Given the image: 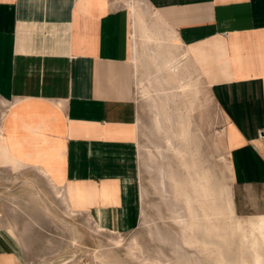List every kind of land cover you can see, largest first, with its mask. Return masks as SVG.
Instances as JSON below:
<instances>
[{"label": "crops", "instance_id": "obj_1", "mask_svg": "<svg viewBox=\"0 0 264 264\" xmlns=\"http://www.w3.org/2000/svg\"><path fill=\"white\" fill-rule=\"evenodd\" d=\"M127 1L0 0V140L18 163L0 164V178L16 174L35 193L53 183L71 209L108 231L118 221L119 232L134 226L140 210L137 34ZM141 3L177 36L179 61L201 73L223 121L235 217L256 222L261 244L248 233L264 248V0ZM199 84L189 78L176 91L190 143ZM12 199L27 196L18 190ZM26 232L19 222L0 224V264H37Z\"/></svg>", "mask_w": 264, "mask_h": 264}, {"label": "rangeland", "instance_id": "obj_2", "mask_svg": "<svg viewBox=\"0 0 264 264\" xmlns=\"http://www.w3.org/2000/svg\"><path fill=\"white\" fill-rule=\"evenodd\" d=\"M139 4L142 9L148 10L145 14L147 21L155 22L153 12L141 0ZM186 74L190 79L199 77L200 81L199 105L189 113V135L194 143L188 141L186 144L179 135L170 136L174 149H168L165 137L169 131L170 135L171 130H178L175 123L177 116L185 113L184 100L179 91L174 90V101L170 100L167 104L174 118L173 123L170 125L160 120L162 128L156 130L154 118L157 112L151 97L158 101V96L162 97L161 91L153 88L155 92L149 86L141 66L138 65V72L135 73L140 210L137 222L129 230L119 232L121 224L117 221L116 230L108 231L103 226L99 228L101 225L96 224L88 213L79 212L73 207L74 211L68 212L47 184L38 185L37 188L41 190L35 193L34 189L31 188V191L29 185L23 183L24 178L17 183L19 179L16 174L0 178V224L19 222L21 228L27 229L25 236L31 244L29 255L37 256V264H239L241 259L251 262L255 254L260 264H264V248L257 247L252 234L244 242L238 236L231 235L235 218H232L234 211L229 193L231 174L223 141V121L201 73H194L188 65ZM144 87L148 92L142 91ZM5 109L0 104V118ZM172 126L173 129H170ZM183 150L187 151L186 156ZM1 160L0 156V164L10 163ZM186 164L197 167L190 170ZM203 174L213 181L214 190L220 191L217 201L201 198L199 188H193V180H198V176ZM181 188L190 197L189 205L182 196ZM18 190L27 196L26 201L20 204L12 199ZM136 204L138 209V199ZM18 205L26 215H18ZM183 221L189 225L195 224L200 230L198 239L189 245L187 242L192 240L190 228L194 226H184ZM240 224L245 230L254 231L258 241L260 234L256 222L240 220ZM206 230L210 231V238L204 236ZM114 241L120 243L116 245ZM250 241L255 244V250L250 249ZM258 242L261 244V241ZM132 243L137 244L134 249L130 247Z\"/></svg>", "mask_w": 264, "mask_h": 264}, {"label": "bare ground", "instance_id": "obj_3", "mask_svg": "<svg viewBox=\"0 0 264 264\" xmlns=\"http://www.w3.org/2000/svg\"><path fill=\"white\" fill-rule=\"evenodd\" d=\"M128 4L132 10L134 32L137 34V36H134V43H133V44H135V47H134L135 48L134 51H135V55H136V57H135L136 64L135 65L136 66L139 65L144 69L146 80L150 84L149 86H152L151 87L152 89L153 88L159 89V91H161L160 93L162 94V97H160L161 95L158 96V98H157L158 101L154 97L149 96V97H151V101L154 104V107H155L156 112H157V115H155V118H154V126L157 128L156 130H159L162 128V125H161L162 121H160V120H163L164 122H167L170 125L173 123L172 122V120L174 119L173 115L169 112L168 107H167L168 102H170L171 97H173V94L170 93L169 91H170L171 87H175L176 91L179 90L180 86L186 80L189 79L187 77V74H186L187 66L189 65L187 62V59H186L187 53H186V51H183L181 54V56L183 58L186 56L184 58V59H186V61L184 63L179 61L181 58L179 59V55L175 54L173 51V48H177L175 45L176 44L175 39L177 36H174V32L164 23V21L157 14L155 16V22L149 23L147 21V19L145 18V14L148 10L141 8V6L139 4V0H129ZM140 80L138 81L139 83H141ZM142 91L146 92L147 90L144 87L142 89ZM154 91L156 92V90H154ZM150 93H148V94L150 95ZM151 95H152V93H151ZM175 124L178 126V130L176 132H173L171 130L170 135H169L170 131H169V133L166 132V133H168L167 137H165L167 145H168L166 147H168V149L170 147H171V149L172 148L174 149V145L171 141L170 136L172 137L175 135H179V137H181L183 140L186 141V144L188 142L186 139L187 130H186V125H185L184 121H182V120L178 121L176 119ZM173 126H172V128L170 127V129H173ZM167 128H168V126H167ZM0 138H1V134H0ZM175 150L178 151L177 149H175ZM186 152L187 151L183 152L184 156H186ZM0 156H1L2 161H4V162H7V163L13 162L15 165L18 164V163H16L17 161L14 162L8 156L7 151L5 150V148L3 146H0ZM186 167L187 168L189 167L190 170H192V169H195L197 166L195 164H193V165H187L186 164ZM41 172L43 173L42 170H41ZM198 178H199L198 180L194 179L192 183H193V188L195 190L197 188H199L198 193L200 194L201 198L203 197V198H206L208 200L212 199V200L217 201L218 195L221 193H220V191L216 192L214 190L215 187L214 188L212 187L213 182H211L208 175L207 174L199 175ZM174 179H176V178H174ZM49 184H50L51 188L54 190L55 196L62 203H64L66 210L70 213L73 212L74 210H72L69 207V204L67 202V198H66L62 188L58 187L57 185H55L53 183H49ZM181 190L183 193L182 196H185L186 200L188 201V205H189L190 197L187 194V191L184 188H181ZM219 190H221V189H219ZM225 199L227 200L226 197H225ZM185 201H184V203H185ZM190 206H191V204H190ZM208 211H210V210H208ZM216 215H218V214H216ZM232 218H235V221H233V227L231 229V235L238 236L241 242H244V240H248L249 234H251V233H248V231H246V230H244V228H242V226L240 224V220L237 217H235V214H233ZM183 222L185 223V221H183ZM184 226H188V227L194 226V228H190L192 230V240L190 242L186 241L189 245V244L193 243L194 240L198 239V234L200 233V230H199V228L195 227L196 226L195 224H192V223L190 225L188 223H185ZM111 233H113V232H111ZM204 236L205 237L209 236V238H210L211 237L210 231L206 230V232L204 233ZM262 236L264 238V234ZM250 237H251V235H250ZM206 239H208V238H206ZM114 243L116 245H118L120 243V241H118V242L114 241ZM250 243H251V241H250ZM252 243L250 244L249 247L251 250H253V249L255 250V248H253V245L255 247V244H252ZM136 245H137L136 243H132L130 245V247L132 249H134V247ZM263 246H264V241H263ZM250 256H252V255H250ZM239 264H260V260L258 259V255L255 254L253 256L251 262H248L245 259H241Z\"/></svg>", "mask_w": 264, "mask_h": 264}]
</instances>
